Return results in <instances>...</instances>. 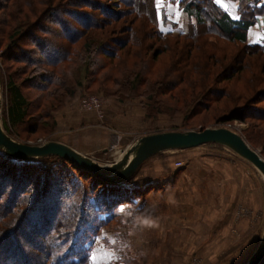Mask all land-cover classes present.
<instances>
[{"label": "trees", "instance_id": "obj_1", "mask_svg": "<svg viewBox=\"0 0 264 264\" xmlns=\"http://www.w3.org/2000/svg\"><path fill=\"white\" fill-rule=\"evenodd\" d=\"M233 1L237 18L215 0H178L190 18L183 31L160 27V20L177 24L165 10L160 18L157 0L0 2L5 128L53 132L55 112L74 100L78 87L121 101L140 99L150 118L180 115L189 124L205 114L202 128L211 117L248 118L254 106L246 92L264 99L257 88L264 85V42L248 40L249 28L264 18V0ZM250 75L252 83L246 82ZM236 80L245 81L246 90L222 85ZM241 100L243 107H232ZM247 140L254 146L249 133ZM46 158L57 161L43 165L0 149V264L83 263L88 249L62 254L66 239L88 235L96 212L136 193L60 156Z\"/></svg>", "mask_w": 264, "mask_h": 264}, {"label": "rangeland", "instance_id": "obj_2", "mask_svg": "<svg viewBox=\"0 0 264 264\" xmlns=\"http://www.w3.org/2000/svg\"><path fill=\"white\" fill-rule=\"evenodd\" d=\"M164 1L157 0L160 18L162 12L168 10L169 17L177 25L172 27L170 23L165 24L160 20V27L163 30H186L190 18L179 2ZM231 12L235 13L234 10ZM156 48L147 57H153ZM259 60L262 61L263 57L259 56ZM251 76L247 77L246 82L251 81ZM226 83L233 90H246L245 81L236 80L222 85ZM257 88L264 90V85ZM89 94L103 99V116L91 110L98 115L101 124H105L107 110L112 107L109 104L111 100L120 104L123 102L125 106L128 102H137L132 117L134 124L127 126L132 138H124L121 148L112 145L92 153L103 162L117 160L141 135L173 128L202 129L201 121L206 116L198 115L189 124H185L180 115L158 114L156 118H150L146 117V109L140 99L121 101L99 92L84 93L81 87H78L74 100L63 108L78 104L85 110L81 106V98ZM253 95L246 92L248 105L254 106L249 109L248 118L214 122L211 117L205 127H227L241 133L246 139L249 133L255 141L253 147L264 156V99L257 101L259 94ZM6 102V90L3 88V110ZM244 105L245 101L241 100L232 107L241 108ZM123 108H117V117H122L121 111L124 115L127 109L121 110ZM60 110L55 112L56 118ZM4 114L3 111V124ZM207 114L211 115L209 112ZM58 127L44 134L21 132L14 126L12 133L7 131L21 141L41 143L51 139L60 140ZM193 148L160 152L143 163L138 172L123 184L136 193L128 200L96 212L93 225L88 227V235L85 233L78 238L73 230L76 235L70 233V238L63 237L68 243L62 254L71 253L73 248L81 245L89 253L81 264H93L94 260L103 264L101 258L106 253H114L118 258L111 264H245L264 232L263 176L252 164L222 145L208 143ZM36 160L50 166L57 161L46 157ZM88 186H91L90 183ZM7 195L6 200L9 198Z\"/></svg>", "mask_w": 264, "mask_h": 264}, {"label": "water", "instance_id": "obj_3", "mask_svg": "<svg viewBox=\"0 0 264 264\" xmlns=\"http://www.w3.org/2000/svg\"><path fill=\"white\" fill-rule=\"evenodd\" d=\"M3 85L0 71V149L21 160H35L60 156L81 170L88 171L104 181L120 184L130 180L141 165L154 155L176 149H189L208 143L222 145L252 164L264 179V156L241 133L227 127L167 130L137 137L113 162H103L90 154L56 139L41 143H28L11 135L4 127ZM264 261V232L255 250L245 264Z\"/></svg>", "mask_w": 264, "mask_h": 264}, {"label": "crops", "instance_id": "obj_4", "mask_svg": "<svg viewBox=\"0 0 264 264\" xmlns=\"http://www.w3.org/2000/svg\"><path fill=\"white\" fill-rule=\"evenodd\" d=\"M215 1L223 8L228 10L233 17H238L237 1ZM165 2L166 0L164 1V3ZM231 10H234L235 13H232ZM248 40L252 43L264 42V18L262 16H259L257 22L249 28ZM111 102L109 104H111L112 107L107 110L105 124H101L99 122L100 118L96 113H94L93 111L83 110L79 107L78 104H71L70 106H66L65 108L60 110L57 113V127L60 126V141H63L75 147L76 149L90 155L98 150H105L112 145L121 148V146H123L121 144H123L122 142L124 138H126V140L132 138V132L127 128L129 126H133L134 124L132 121V117L136 111L135 108L137 102H128V105L126 106L122 105L123 102L121 104L119 102L115 103V101L113 100H111ZM119 106L120 108L124 107L121 110H124L125 108L127 109L124 115L122 111L120 112V115L122 117H117L116 112H118L117 108ZM111 129H114L115 131H112ZM190 149L194 148L176 150L185 151Z\"/></svg>", "mask_w": 264, "mask_h": 264}, {"label": "built area", "instance_id": "obj_5", "mask_svg": "<svg viewBox=\"0 0 264 264\" xmlns=\"http://www.w3.org/2000/svg\"><path fill=\"white\" fill-rule=\"evenodd\" d=\"M81 106L85 110L96 111L99 116H103V99L98 95L89 94L81 98Z\"/></svg>", "mask_w": 264, "mask_h": 264}, {"label": "snow or ice", "instance_id": "obj_6", "mask_svg": "<svg viewBox=\"0 0 264 264\" xmlns=\"http://www.w3.org/2000/svg\"><path fill=\"white\" fill-rule=\"evenodd\" d=\"M178 2V0H177ZM103 260V264H111L112 261L118 259L117 257H115V254L114 253H106L102 256L101 258ZM93 264H100L99 261L97 260H94L93 261Z\"/></svg>", "mask_w": 264, "mask_h": 264}]
</instances>
